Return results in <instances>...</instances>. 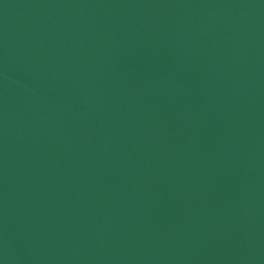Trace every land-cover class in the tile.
Wrapping results in <instances>:
<instances>
[{
  "label": "water",
  "instance_id": "obj_1",
  "mask_svg": "<svg viewBox=\"0 0 264 264\" xmlns=\"http://www.w3.org/2000/svg\"><path fill=\"white\" fill-rule=\"evenodd\" d=\"M0 264H264V0H0Z\"/></svg>",
  "mask_w": 264,
  "mask_h": 264
}]
</instances>
